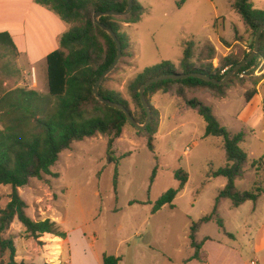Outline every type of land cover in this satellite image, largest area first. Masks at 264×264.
Masks as SVG:
<instances>
[{"label": "rangeland", "instance_id": "1", "mask_svg": "<svg viewBox=\"0 0 264 264\" xmlns=\"http://www.w3.org/2000/svg\"><path fill=\"white\" fill-rule=\"evenodd\" d=\"M139 1L147 8L140 20L130 25L120 22L122 26L127 25L123 31L133 45L128 46L126 54L120 57L104 83V86L120 92L133 112L135 107L127 91L129 80L144 68L163 60H171L176 65L182 53L180 44L183 39L193 40L196 53L205 43H211L216 52L212 60L214 66L226 55L243 59L252 50V31L232 8V0ZM252 1L255 9H264V0ZM9 2L1 0L0 9L5 11ZM18 4L23 6L21 9L17 7L14 13L24 18L25 3ZM114 19L120 21L121 17ZM259 54L264 56V50ZM33 65L35 80L24 53L17 58L15 51L0 45V94L18 86L32 85L34 88L35 82L37 91L46 92V62H33ZM251 66L243 72L244 76L232 77L224 96H212L207 90L187 94L188 98H198L209 106L230 132H244L245 139L240 146L250 162L245 177L235 181L240 191L264 188V80L252 75ZM251 91L259 93L246 101L245 93ZM153 97V103H157L163 115V122L155 135L154 153L148 149L144 136H129L128 129L135 131L128 124L125 133L114 142L111 157L115 160L111 162L106 156L107 136L75 141L70 148L60 152L58 160L51 166V172L57 173L58 177L32 178L27 186L18 190L26 203L25 213L33 220L49 218L67 233L80 228L89 236L99 235L98 243L105 238L107 247H115L112 242L115 234H129L140 227L142 235L136 239L146 242L152 238L151 246L165 249L173 260L172 264H178L186 257L190 249L191 220L211 210L218 184L225 181L222 177L210 182L205 180L211 165L217 169L225 163L222 138L202 137L203 118L195 110L184 107L180 100L163 93H156ZM155 165L157 169L151 182ZM178 168L187 170V184L174 198V207L164 205L152 214L151 208L160 195L177 187L174 172ZM116 169L118 178L114 187ZM10 191V185H0V207L7 204ZM132 200L136 202L130 204ZM263 201L264 193L258 200L261 209ZM247 206L235 209L229 199H221L218 212L223 218V228L233 229L234 221L230 219L235 214L247 215ZM222 231L215 219L202 227L200 235L216 237ZM9 235L14 241L17 261L21 260L19 255L31 252L35 246V239L26 233L17 219L2 233L3 238ZM7 260L8 253L0 257V264ZM44 260L41 256L35 262L55 264L53 259Z\"/></svg>", "mask_w": 264, "mask_h": 264}, {"label": "trees", "instance_id": "2", "mask_svg": "<svg viewBox=\"0 0 264 264\" xmlns=\"http://www.w3.org/2000/svg\"><path fill=\"white\" fill-rule=\"evenodd\" d=\"M36 4L53 11L62 21L69 25L67 31L59 38V48L46 56L47 92H40L27 86H18L0 94V185H10L9 200L4 207H0V257L8 253L5 264H37L15 259V245L11 235L2 237V233L9 229L15 219L20 222L26 233L34 239L48 233L65 237L56 222L46 218L33 220L26 213V203L21 198L18 188L27 186L32 178L42 179L46 175L58 177L51 172V166L59 158L62 150L70 147L74 141L85 137L101 134L107 136L106 156L111 157L113 143L120 137L123 127L128 124L136 134L146 138L148 149L155 151V133L158 127V111L150 104L149 95L162 92L170 93L183 102L184 107L195 110L204 120L203 136L222 138L225 153V164L205 174V180L210 177L222 176L226 184L217 193L211 210L197 219L191 220L189 226V245L193 254L189 259H196L206 264L200 251L202 241H197L196 234L203 223L215 218L219 227L223 229V222L217 213V203L220 198H227L232 205L240 206L247 200L255 202L264 193V188L240 191L235 181L242 179L249 165L247 154L240 143L244 139L243 131L230 132L222 125L212 112V109L200 99L188 98L190 91L207 90L212 96L221 97L226 93L232 77L223 84L206 82L200 78L187 76L182 78H167L148 85L144 94L151 110V121L143 129L138 130L131 125L125 114L100 102L92 93V87L101 73L113 62L116 55V44L112 38L93 22L92 16L98 11L117 10L126 8L127 0H34ZM232 8L240 15L243 23L252 31L253 41L257 29L264 25V9H255L252 0H232ZM147 11L139 0H133L131 9L120 21L114 15H104L99 20L109 26L121 44V56L132 40L126 34L120 22L135 23ZM0 45L7 46L16 52L15 44L8 32H0ZM182 53L177 66L171 60H163L153 66L138 72L127 84V91L135 112L131 111L127 100L120 92L104 86L109 74L99 84V94L104 98L122 104L133 116L142 123L146 113L139 98V88L148 79L158 75H178L188 73H203L220 80L233 66L243 59L233 55H226L219 60V64L212 63L215 48L211 43H205L196 53L193 40L181 41ZM264 50V30L259 39V49L256 56L238 70V74L245 71L256 61L257 55ZM233 76V77H234ZM254 91L246 92L245 99L249 101ZM264 107V105H263ZM156 158V156H154ZM157 165L152 170L151 182L155 176ZM118 178L117 169L114 173V187ZM178 181L176 188L165 191L154 202L151 213H155L164 205L174 207L173 200L183 189L188 173L183 168L174 172ZM204 180V181H205ZM136 201H130V204ZM227 233V232H225ZM229 236L232 234L227 233ZM119 256L103 254V264H117Z\"/></svg>", "mask_w": 264, "mask_h": 264}, {"label": "crops", "instance_id": "3", "mask_svg": "<svg viewBox=\"0 0 264 264\" xmlns=\"http://www.w3.org/2000/svg\"><path fill=\"white\" fill-rule=\"evenodd\" d=\"M21 1L25 3L24 18H20V16H17V14L14 13V11H17V7L21 9V7L23 6L18 4ZM0 16H3L2 22L0 21V32L6 31L9 33L16 47L15 53L17 58H20L21 52H23L25 58H27L30 62V68L34 67L33 62H39L42 60H45L46 62L47 54L59 48V38L61 34H63L69 28V25L66 22L62 21L56 14H53L42 6H38L33 0H10L9 6L5 11L0 9ZM130 24L132 23H129L128 25ZM180 56L178 57V59L180 58ZM34 70L36 75L35 67ZM36 86L37 82H35L34 88H32V85H28L27 87L35 89ZM156 93L149 95L150 104L158 111L159 116L158 127L155 135L158 134L160 126L163 122V115L160 112L157 103H153V95ZM258 93L259 91H257L253 95V97ZM163 94H167L171 97H174L170 93ZM125 131L126 127L124 126L120 137L125 133ZM127 131L129 133V136H136V132H130L129 129ZM99 135L101 134H97L95 136ZM118 138H116L115 140H117ZM248 160L250 162L249 158ZM210 167L211 168H209V170H215L212 165ZM209 170H207L206 172H208ZM247 171H249V168H247V170L245 171L244 177ZM213 178L217 177L207 178V181L210 182V180ZM225 184L226 179L225 181L218 184L219 190L222 189ZM20 188H18V190ZM260 196L255 202L247 200L237 207L233 206L231 203V205L235 209H240L248 205L247 215L243 216L235 214L233 219H230L232 220V222L234 221L233 229L227 230L224 227L225 232L232 234V236H229L223 231L222 234H217L216 237L205 234L204 236L200 235L202 227L211 220H215V218H212L210 221L203 223L200 226L196 234V239L197 241H202L200 254L202 259L206 261V264H264V201L262 209L259 208L258 200ZM221 199L223 198H220L217 203V213L219 217L220 214L218 210L220 211ZM248 202L251 204H247ZM221 219L223 220L222 217ZM239 220L240 222H238ZM141 235L142 231L140 227L133 229V231L129 234L117 233L115 234V236L112 237L114 238L112 242L115 243V247H107L105 246V238L103 239V244H99V235L93 234L92 236H89L87 235L85 230L80 228L74 229L72 232L69 233L65 232V237H59L45 233L44 236H40L35 239V246L32 248L31 252L26 251V253L19 255V257L21 260L27 262L32 261L34 263H37L35 262V260L37 261L39 258H41V256H43V259L45 258L44 261L47 262L49 259H53L52 261L55 264H103V254H111L120 257V260L117 264L173 263V260L169 258V253H167L165 249L155 247L157 248L156 250L153 246H151L152 238L146 242L138 241L137 239ZM132 238H134L133 243L129 246V241ZM123 245H125L126 248H123ZM193 251V248L190 247V249L187 251L186 257L178 261V264H203L196 259H189L192 256Z\"/></svg>", "mask_w": 264, "mask_h": 264}, {"label": "water", "instance_id": "4", "mask_svg": "<svg viewBox=\"0 0 264 264\" xmlns=\"http://www.w3.org/2000/svg\"><path fill=\"white\" fill-rule=\"evenodd\" d=\"M132 3H133V0H127L126 8L122 11H117V10L98 11V12H95L92 16L93 22L95 24H97L102 30H104L112 38V40L115 42L116 48H117L116 55H115L113 62L98 77V79L96 80V82L94 83V85L92 87V93L100 102H102V103H104V104H106L112 108H116V109L121 110L125 114L128 122L131 125H133L135 128H137L138 130H143L150 123L151 118H152L151 110H150L149 104H148L146 97H145V94H144L145 88L148 85H150L154 82H157L159 80L167 79V78H182V77H187V76L197 77V78H200L206 82H211V83L220 85V84L227 82L231 77H233L234 74H236L239 69H241L249 61H251L256 56V54L258 53L259 39H260V35H261L262 31L264 30V25L260 26L255 33L254 43H253V47H252L251 52L241 62H239L238 64L233 66L230 70H228L226 72V74L223 76V78H221L220 80L213 78L211 76H208L206 74H203V73H188V74H178V75L165 74V75H158V76H155V77H152V78L146 80L140 86L139 91H138L140 102H141L142 107L146 113L145 120L142 123H140L133 118L131 113L122 104L115 102V101H112L108 98H104L102 95L99 94V91H98L99 84L116 67V65L119 62V59L121 57V44H120L119 40L117 39L113 30L109 26L102 23L99 20V18L101 16H104V15H114V16L126 15L127 13H129L131 6H132Z\"/></svg>", "mask_w": 264, "mask_h": 264}, {"label": "built area", "instance_id": "5", "mask_svg": "<svg viewBox=\"0 0 264 264\" xmlns=\"http://www.w3.org/2000/svg\"><path fill=\"white\" fill-rule=\"evenodd\" d=\"M251 67H252V75L264 80V56L258 54L255 63ZM30 71H31L32 79L35 80L34 67H32ZM243 72L240 73V76H244Z\"/></svg>", "mask_w": 264, "mask_h": 264}]
</instances>
